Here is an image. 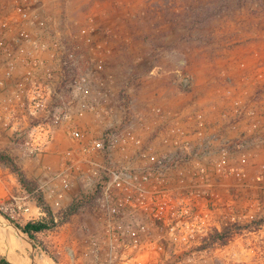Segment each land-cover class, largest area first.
Listing matches in <instances>:
<instances>
[{"label": "rangeland", "instance_id": "374dc122", "mask_svg": "<svg viewBox=\"0 0 264 264\" xmlns=\"http://www.w3.org/2000/svg\"><path fill=\"white\" fill-rule=\"evenodd\" d=\"M44 2L48 12L70 28L88 19L103 32L104 58L117 83L115 99L129 113L128 121L122 109L106 117L107 125L121 123L129 145V152L116 154L119 160L136 150L137 138L157 153L174 152L179 128L190 137L201 128L222 131L233 144L245 145L240 157L233 159L232 173H212L210 186L194 184L189 177L172 184L184 193L182 205L176 197L171 200L176 211L195 204L199 213L206 214L212 200L221 206L220 214L214 216L215 227H208L206 235L192 244L170 247L169 233L151 220L141 246L127 243L117 253L135 256L140 264H264V160H260L264 148V0ZM98 121L91 115L81 121L86 136L103 128L105 124ZM60 131L47 154L38 159L25 157L0 137V213L21 226L46 219L36 210V192L31 194L22 186L7 159L43 193L54 214L64 212L76 198H85L87 203L66 223L36 234L34 256L27 240L0 226V258L14 264H32V259L50 264H124L121 259L109 263L107 258V231L98 214L100 190L87 193L82 179L70 172L65 187L51 181L52 174L66 169V153L76 146ZM236 132H240L238 137ZM197 187L200 193L193 196L191 190ZM228 204L240 222L223 218ZM26 207L28 212H24Z\"/></svg>", "mask_w": 264, "mask_h": 264}, {"label": "built area", "instance_id": "2783aa9c", "mask_svg": "<svg viewBox=\"0 0 264 264\" xmlns=\"http://www.w3.org/2000/svg\"><path fill=\"white\" fill-rule=\"evenodd\" d=\"M102 38L96 23L87 19L72 29L48 12L44 0H0V137L25 157L38 159L62 130L76 146L66 153V169L52 174L51 181L65 187L70 172L82 179L87 193L100 190L98 214L107 231L109 263L121 259L124 264H140L139 258L117 250L127 243L141 246L151 220L169 233L166 242L175 248L192 244L207 234L208 227H215L221 206L212 200L206 214L195 204L176 211L171 200L176 197L182 205L184 193L172 184L189 177L194 184L210 186L212 173H232L233 159L245 145L233 144L222 131L201 128L190 137L179 128L174 152L157 153L137 138L136 150L119 160L116 154L129 152V145L121 123L107 125L106 117L122 109L128 121L129 113L115 99L117 83L108 71ZM89 115L105 125L96 135L86 136L81 121ZM191 192L199 195V187ZM227 207L223 218L240 222L233 206ZM36 210L42 215L40 207Z\"/></svg>", "mask_w": 264, "mask_h": 264}, {"label": "trees", "instance_id": "16d2710c", "mask_svg": "<svg viewBox=\"0 0 264 264\" xmlns=\"http://www.w3.org/2000/svg\"><path fill=\"white\" fill-rule=\"evenodd\" d=\"M2 159H5L3 157ZM11 166L12 170L19 175L20 182L22 186L27 189L31 194H35V199L37 205L43 210L46 215V219L41 221H33L21 226L20 224H16L24 233H26L35 243L36 245V234L42 233L48 230H52L57 227L58 224H64L75 215L79 210L87 203L85 198L82 199H74L72 203L68 206V208L57 215L54 214L50 206L47 205L45 201V197L43 193L37 190V186L29 182L25 175L13 164L12 160H6ZM57 217L59 220L57 221ZM0 264H12L7 261L5 258H0Z\"/></svg>", "mask_w": 264, "mask_h": 264}, {"label": "water", "instance_id": "95a60500", "mask_svg": "<svg viewBox=\"0 0 264 264\" xmlns=\"http://www.w3.org/2000/svg\"><path fill=\"white\" fill-rule=\"evenodd\" d=\"M0 226L10 228L18 238H22V239L27 240L31 246L32 255L34 256V254L36 253V247H35V244L33 243L32 239L26 233H24L13 221H11L7 216H4L1 213H0ZM10 263H12V262H10ZM12 264H14V263H12ZM32 264H38V263H36L35 260L32 259Z\"/></svg>", "mask_w": 264, "mask_h": 264}, {"label": "crops", "instance_id": "0c3cea01", "mask_svg": "<svg viewBox=\"0 0 264 264\" xmlns=\"http://www.w3.org/2000/svg\"><path fill=\"white\" fill-rule=\"evenodd\" d=\"M243 95V94H242ZM166 100V99H165ZM60 132H62V134H63V137L66 139V140H69L67 137H66V135L64 134V132L63 131H60ZM235 135V137H238L239 135H240V132H236V134H234ZM70 141V140H69ZM260 160H264V148H262V150L260 151Z\"/></svg>", "mask_w": 264, "mask_h": 264}, {"label": "bare ground", "instance_id": "6f19581e", "mask_svg": "<svg viewBox=\"0 0 264 264\" xmlns=\"http://www.w3.org/2000/svg\"><path fill=\"white\" fill-rule=\"evenodd\" d=\"M7 234H8V233H7ZM11 234H12V233H11ZM9 235H10V234H9ZM9 235H8V236H9ZM6 238H7V237H6ZM7 239H9V238H7ZM24 240H25V239H24ZM24 240H23V241H24ZM7 242H8V241H7ZM10 244H11V243H10ZM10 246H12V245H10ZM42 260H43V259H42ZM47 261H48V260H47ZM38 264H50V262L47 263L46 261H45V262H44V261H41V262H39Z\"/></svg>", "mask_w": 264, "mask_h": 264}]
</instances>
